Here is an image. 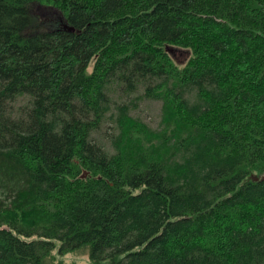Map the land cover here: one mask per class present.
<instances>
[{"label": "trees", "instance_id": "trees-1", "mask_svg": "<svg viewBox=\"0 0 264 264\" xmlns=\"http://www.w3.org/2000/svg\"><path fill=\"white\" fill-rule=\"evenodd\" d=\"M77 252L264 264V0H0V264Z\"/></svg>", "mask_w": 264, "mask_h": 264}, {"label": "rangeland", "instance_id": "rangeland-1", "mask_svg": "<svg viewBox=\"0 0 264 264\" xmlns=\"http://www.w3.org/2000/svg\"><path fill=\"white\" fill-rule=\"evenodd\" d=\"M48 10V9H46ZM34 11L40 15H45L48 12L36 5ZM177 59L183 60V55H177ZM117 99H119L117 97ZM133 116L139 118L150 127L158 129L161 125L162 116V104L155 101H141L138 103L137 107L133 111ZM64 264H89L88 256L85 252H77L73 254H68L64 258H59Z\"/></svg>", "mask_w": 264, "mask_h": 264}, {"label": "water", "instance_id": "water-1", "mask_svg": "<svg viewBox=\"0 0 264 264\" xmlns=\"http://www.w3.org/2000/svg\"><path fill=\"white\" fill-rule=\"evenodd\" d=\"M65 30H66L67 32H74V31H75L74 28H71V27L67 26L66 24H65ZM253 180H254V181H258L259 178H258V177H254Z\"/></svg>", "mask_w": 264, "mask_h": 264}]
</instances>
